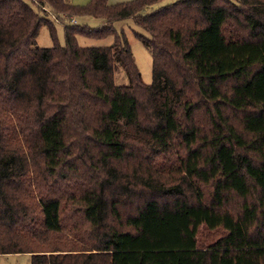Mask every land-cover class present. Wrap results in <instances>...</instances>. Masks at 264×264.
Instances as JSON below:
<instances>
[{"label":"trees","instance_id":"trees-1","mask_svg":"<svg viewBox=\"0 0 264 264\" xmlns=\"http://www.w3.org/2000/svg\"><path fill=\"white\" fill-rule=\"evenodd\" d=\"M160 1L0 0V255L264 264V0ZM202 226L223 233L201 246Z\"/></svg>","mask_w":264,"mask_h":264},{"label":"rangeland","instance_id":"rangeland-1","mask_svg":"<svg viewBox=\"0 0 264 264\" xmlns=\"http://www.w3.org/2000/svg\"><path fill=\"white\" fill-rule=\"evenodd\" d=\"M67 2L77 5V6H85L90 0H66ZM131 0H108V4L114 5L118 3H125ZM178 0H161L159 3L155 4L152 9H157L161 6H165L171 3H174ZM77 24L85 25L87 27L96 29L101 25V20L85 17V18H77L75 19ZM57 39L60 45L64 44V34H63V26L61 23L55 24ZM114 28L120 32L123 31L128 43L130 45L133 58L141 75V80L145 84H150L152 81V65H151V56L149 51L136 39L134 32L143 33L139 28L134 26L131 20H122L115 23ZM78 44L80 46H107L111 43V38H105L101 40H93L89 38H84L79 36L77 38ZM36 45L39 48H47L52 46V41L49 36V31L46 27H41L39 30V34L36 39ZM114 80L116 84H126L127 77L126 75L119 69L115 70ZM160 168L163 166L158 164ZM157 166V167H158ZM158 167V168H159ZM223 232L220 230L210 232L205 227H200L198 230V241L201 246L209 245L211 242H214ZM0 264H30V257L26 254H10V255H0Z\"/></svg>","mask_w":264,"mask_h":264},{"label":"built area","instance_id":"built-area-1","mask_svg":"<svg viewBox=\"0 0 264 264\" xmlns=\"http://www.w3.org/2000/svg\"><path fill=\"white\" fill-rule=\"evenodd\" d=\"M73 23H75V20H72Z\"/></svg>","mask_w":264,"mask_h":264}]
</instances>
